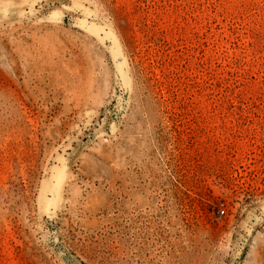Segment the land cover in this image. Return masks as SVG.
Here are the masks:
<instances>
[{
    "label": "rangeland",
    "instance_id": "obj_1",
    "mask_svg": "<svg viewBox=\"0 0 264 264\" xmlns=\"http://www.w3.org/2000/svg\"><path fill=\"white\" fill-rule=\"evenodd\" d=\"M106 1L0 0V264H264V0Z\"/></svg>",
    "mask_w": 264,
    "mask_h": 264
},
{
    "label": "trees",
    "instance_id": "obj_2",
    "mask_svg": "<svg viewBox=\"0 0 264 264\" xmlns=\"http://www.w3.org/2000/svg\"><path fill=\"white\" fill-rule=\"evenodd\" d=\"M106 3L110 7V11L116 21V26L120 31L123 43L130 54L131 60L136 63L142 75L141 77H143L145 81L146 73L145 68L142 66L144 61V56L142 54L143 49L140 48L137 41L135 28H141L140 30L145 33V36L150 37L151 40H153L155 34H153L150 26H147V24L140 21V19H136L135 13L129 11L126 6H119L118 0L106 1Z\"/></svg>",
    "mask_w": 264,
    "mask_h": 264
},
{
    "label": "built area",
    "instance_id": "obj_3",
    "mask_svg": "<svg viewBox=\"0 0 264 264\" xmlns=\"http://www.w3.org/2000/svg\"><path fill=\"white\" fill-rule=\"evenodd\" d=\"M225 213H226V209L224 207H221V208L218 209V214L220 216H223Z\"/></svg>",
    "mask_w": 264,
    "mask_h": 264
}]
</instances>
